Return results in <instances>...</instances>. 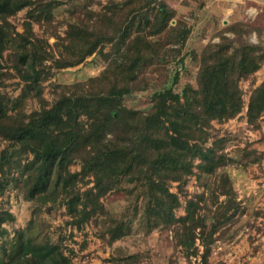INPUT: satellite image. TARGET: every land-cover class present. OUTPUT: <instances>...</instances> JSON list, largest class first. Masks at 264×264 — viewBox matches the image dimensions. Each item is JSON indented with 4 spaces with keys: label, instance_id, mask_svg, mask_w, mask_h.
<instances>
[{
    "label": "trees",
    "instance_id": "obj_1",
    "mask_svg": "<svg viewBox=\"0 0 264 264\" xmlns=\"http://www.w3.org/2000/svg\"><path fill=\"white\" fill-rule=\"evenodd\" d=\"M24 10L20 32L11 19ZM177 15L167 0H0V264H77L89 246L87 233L79 250L67 244L73 232L65 236L61 228L53 238L40 215L45 208L65 207V227L84 232L93 224L109 246L163 233L165 257L182 252L188 264H213L219 241L252 227L250 215L264 217L250 198L245 205L239 200L227 169L261 164L264 153L246 146L229 154L231 139L213 134L215 123L243 116L254 130L264 127V80L251 88L247 104L241 87L264 66V44L249 40L253 33L262 37L264 26L234 22L216 34L218 42L187 53L171 69L163 58L130 47L166 32L169 43L183 41L173 26ZM97 56L106 64L98 75L57 83L52 101L46 99L47 82ZM14 79L15 97L6 91ZM136 80L150 93L144 109L126 103ZM190 92L198 113L167 103L190 101ZM33 101L39 109L28 112ZM192 178L201 193L188 190ZM9 191L34 206L23 229L14 228L17 217L5 207ZM113 199L122 201L114 211L106 204ZM258 231L264 235V222ZM150 252L107 262L142 264Z\"/></svg>",
    "mask_w": 264,
    "mask_h": 264
},
{
    "label": "rangeland",
    "instance_id": "obj_2",
    "mask_svg": "<svg viewBox=\"0 0 264 264\" xmlns=\"http://www.w3.org/2000/svg\"><path fill=\"white\" fill-rule=\"evenodd\" d=\"M108 0H101L103 4H106ZM167 2L177 9L178 15L173 21V26L180 28V31L184 33V40L180 43H169V35L164 33L163 35L154 39H139L133 40L130 47L138 54L144 57H159L163 58L168 64V68H173L175 62L184 55L191 51L200 52L205 45L210 41L218 42L216 34L224 27L238 21L255 23L264 26V0H167ZM95 11H100L99 5L92 7ZM26 16V10L20 12L11 21L17 25L18 31L22 32L21 26ZM66 26H61L59 31L61 35H64ZM35 32L38 35L42 34V29L35 25ZM249 40L251 43L264 44V31L262 37H258L256 33H253ZM54 42V39L50 40ZM109 47L106 48V52ZM188 55V54H187ZM88 62L83 66L71 68L66 71H62L51 81L46 83L44 96L47 100L52 101L54 98L53 86L55 84H72L78 81H82L86 78L98 75L106 66L104 61L100 57H92L87 60ZM189 68L193 73L195 68L192 64H189ZM181 68V67H180ZM179 68V69H180ZM185 77L182 81L185 82ZM264 80V66L258 71L250 80L241 83V87L245 93L244 99L246 104L249 101L251 88L258 87ZM19 80H8L6 91L9 95L17 96L20 93V87L16 88ZM136 93L128 97L126 103L129 107H135L144 109L150 104L149 90L144 91V84L140 80H136L133 83ZM189 93V92H188ZM191 98L190 101H186V98H181L179 101L169 100L168 104L173 106H179V108H185L189 112L198 113L197 98L195 94L190 92L188 94ZM39 109V104L35 101L30 102L28 105V112ZM247 107H245L242 115H245ZM220 129L221 132L217 133ZM213 134L218 138L228 136L231 139L227 152L233 153L236 149H243L248 146V149H255L259 153H264V127L262 130H254L251 125L247 123L244 118H236L229 121L224 125L215 123V130ZM215 140L213 138L208 144ZM3 145L0 147V150ZM73 170H80V165L72 167ZM235 179V189L239 194V200L243 202L247 199H251V209L254 208V212H264V156L261 164H256L244 168L243 166H229L227 167ZM188 190L192 194L201 193L203 188L199 186L195 178H192ZM174 192L177 191L176 185H174ZM10 200L5 204L6 208H9L13 214L17 217V223L14 225L15 229H23L27 226L31 214L33 213L34 206L31 203H25L20 195L9 191ZM106 204L110 209L117 210L122 204L119 199H113L110 202L106 201ZM245 205V202L244 204ZM178 215H184V209H180L177 212ZM41 218L44 223L46 233H52V237L57 239L60 236V229L62 228L63 235H69L70 232L74 233V238L68 241L71 247L75 250H79V246L85 239V233H87V241L89 246L84 251L79 252L78 257L75 259L77 264H111L107 262L111 257H117L118 255L127 256L134 252H141L143 254L149 253V258L144 259L142 264H188L185 260L182 252H178L174 255L165 257L168 254L166 246H162L167 243L165 234H158L148 239L145 242L139 240L136 236L134 243L131 240L118 242L113 246L102 242L96 236V228L93 224H89L85 227L84 232L65 227V221L67 216L65 215V207H52L50 211L42 209ZM250 223L252 227H245L239 230L233 238H228L224 241H219L214 249L213 256L210 261L213 264H264V235L258 231V227L264 222V217H259L255 220L254 215H250ZM253 239V241L251 240ZM137 240V242H136ZM170 261V262H169Z\"/></svg>",
    "mask_w": 264,
    "mask_h": 264
}]
</instances>
